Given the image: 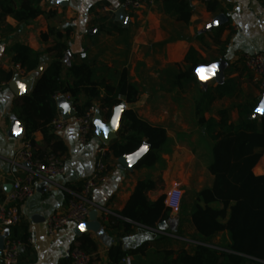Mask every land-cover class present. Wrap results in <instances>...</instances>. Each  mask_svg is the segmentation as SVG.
<instances>
[{
    "label": "trees",
    "instance_id": "obj_1",
    "mask_svg": "<svg viewBox=\"0 0 264 264\" xmlns=\"http://www.w3.org/2000/svg\"><path fill=\"white\" fill-rule=\"evenodd\" d=\"M25 3L26 0H0V26L10 13ZM165 3L167 10L176 14L179 20H190L192 9L187 0H165ZM216 5V1L207 3L209 10L216 9ZM225 28L220 25L211 29L214 42L220 44L223 59L229 42L220 40ZM72 31V27L65 30L49 27L41 38L47 42L51 37L53 43L44 50L37 51L22 43H15L9 50L13 64L23 69L27 77L36 75L32 88L16 97L13 114L23 124L26 141L31 142L37 131L43 134L46 152L40 156L34 151V156L39 159L50 155L63 158L68 151L53 127V121L59 116V101L53 98L56 92L71 93L76 117L97 106L107 121L116 107L137 102L141 94L140 85L130 74L131 27L123 25L117 14L96 12L89 25L91 47L74 54L72 63L65 66ZM198 37L204 35L198 34ZM45 56H49L50 61L38 73L37 68ZM213 62L215 59L205 58L191 47L182 64L170 65L161 71L162 86L167 89L194 90L197 125L212 141L207 169L214 177L213 183L191 192L189 199L192 201L183 200L179 212L182 223L190 221L195 227L198 238L193 240L199 243L190 249L159 248L144 241L136 247L124 248L122 238L133 233L138 225L159 229L161 224L172 219L174 213L166 202L167 194L156 199L149 195L163 187V179H140L119 212L120 217L108 216L102 221L116 236V243L108 250L106 264H123L126 256L140 257L138 264H264V174L254 173V167L264 155V116L254 115L260 99L256 96L240 99V84L231 75L235 68L247 69H239L235 64L225 69L226 77L222 83L202 88L196 70ZM13 79V71L0 68V84H9ZM226 97L233 99L232 103L220 107L216 117H207V113H212L214 102ZM233 112L237 113L236 121L232 120ZM94 131L93 123L91 135ZM168 141L165 127L142 118L134 109H124L118 135L105 146L102 156L107 165L105 173H109L112 160L134 154L145 145L148 151L141 153L133 168H153L163 163L162 153ZM83 183H80L81 187ZM10 229V237L21 240L29 250L27 223L22 221ZM164 231L173 233L168 228ZM220 233L224 234L223 241L219 246L214 245L212 239ZM161 237L172 239L166 234ZM81 248L92 254L96 245L84 238ZM60 264L70 263L63 259Z\"/></svg>",
    "mask_w": 264,
    "mask_h": 264
},
{
    "label": "crops",
    "instance_id": "obj_2",
    "mask_svg": "<svg viewBox=\"0 0 264 264\" xmlns=\"http://www.w3.org/2000/svg\"><path fill=\"white\" fill-rule=\"evenodd\" d=\"M187 1L192 9L188 22L179 20L176 14L167 10L165 0H159L156 4L137 12L117 13V18L122 24L131 27L130 74L141 87L137 102L121 105L123 110L134 109L142 118L166 128L169 141L162 153L163 163H158L153 168L134 169L133 165L138 158L134 154H130L133 156L132 161L128 160L130 155L125 156L127 159L125 162H122L121 158L112 160L108 179L99 183L90 195L92 211L89 219L80 224L70 223L57 235L51 237L47 232V218L53 213L66 209L72 196L68 190L79 191L80 183L93 176L98 149L107 146L95 131L87 143L81 145L77 117L75 115L68 118L66 127L58 132L68 149L64 156L66 175L55 181L50 192L44 190L43 180L38 179L34 197L21 205L22 221L27 223L30 232V249L22 251L18 264H60L63 259L69 260L70 263L69 250L76 245L81 247L84 238L90 239L96 245V250L92 252L94 263L106 264L108 250L116 243V236L103 225L102 209L107 211L104 220L108 216L120 217L119 212L132 194L138 180L163 179L162 188L149 192L152 199L167 194L175 186H180L184 191L192 189V192H197L212 185L214 177L207 166L205 180L196 178L192 184H189L192 171L185 167L187 161L197 160V154L199 158L211 159V139L205 142L204 151H198L197 147L192 146L197 145L198 142L197 138L192 137L193 130L197 131L199 128L194 115L196 94L193 89L182 92L179 89L169 90L162 86L161 71L170 65L182 64L191 47L196 48L203 57L215 59L212 64L197 68L199 72L196 70L202 88L222 83L226 77L225 69L229 65L235 64L239 69H245V55L254 51L264 52V0H212L217 2L214 10H209L207 3L198 0ZM104 3L114 7L118 6L121 0H66L65 2L64 0H26V3L10 13L0 26V49H2L0 68L13 71L15 78L26 79L27 77L17 76L21 68L13 64L9 50L15 43H22L37 51L44 50L53 43L51 37L47 42L41 38L42 33L47 32L49 27L60 30L72 27L69 49L64 58L65 66H69L74 60V54L84 52L91 47L88 39L89 25L96 12H99L97 5ZM51 12L53 14L49 16ZM220 25L226 27L220 40L229 41L224 59L220 57V44L214 42V35L211 32L213 27ZM198 34H203L204 37L199 38ZM220 60L225 61V66L222 69H218L217 66L213 69L211 66L217 65ZM49 61L50 57L45 56L42 63L44 67ZM109 61L111 62V58ZM33 76L34 84L36 75ZM231 76L238 79L241 100L246 96H256L260 99L257 108L264 104V93L260 91L258 79L254 74L248 69L241 71L235 68ZM0 85L1 204L5 193L11 188V183L23 174V168L13 166L12 160L16 153L23 149L26 140L23 124L13 114L17 95L6 82ZM232 101L233 99L227 97L216 100L212 113H207L206 116L216 117V111L222 106L230 105ZM95 108L94 123L96 120L108 123L98 107ZM59 115L62 116L60 109ZM254 115L264 116V109L260 113L255 111ZM232 120H237L236 112H233ZM15 121L18 123V130L17 134L12 136L10 133ZM117 135L118 131L116 137ZM31 142L37 154L42 156L46 152V144L41 132H35ZM254 173L264 174V155L254 167ZM191 201L189 199V203ZM176 213H173L172 218ZM171 220L161 224L159 229L138 225L133 233L122 238L124 248L136 247L144 241H149L153 247L178 248L173 244L176 240L174 237L178 235L164 231L165 228L169 229ZM187 224L195 238H198L192 223L187 221ZM80 225H84V229H81ZM183 225L182 222L179 223L182 229H184ZM10 230L7 229L5 233L9 234ZM161 234L173 235V237L167 240L162 238ZM146 236L149 239H144ZM223 237L224 234L220 233L212 239V243L219 246ZM132 258L133 264H138L141 260L138 256ZM0 264H5L1 258Z\"/></svg>",
    "mask_w": 264,
    "mask_h": 264
},
{
    "label": "built area",
    "instance_id": "obj_3",
    "mask_svg": "<svg viewBox=\"0 0 264 264\" xmlns=\"http://www.w3.org/2000/svg\"><path fill=\"white\" fill-rule=\"evenodd\" d=\"M159 0H121L118 6L102 5L99 7L100 13L117 14L122 8L125 12H137L145 7L156 4ZM208 3L212 0H198ZM244 63L246 68L254 74L259 82L260 91L264 93V52L254 51L245 55ZM27 77L23 69H19L18 75ZM53 98L57 101L71 102L70 92H56ZM96 108H91L81 117H77L79 143L85 145L91 136L92 125L94 123V114ZM67 125V119L58 116L53 121L55 131H62ZM105 146L98 149V159L96 170L92 177L85 180L79 191H71V197L64 211L51 214L46 220L48 235L54 237L59 231L70 223L80 224L87 221L92 211V202L90 195L93 189L108 179L106 174L107 165L103 162ZM13 166L23 168V174L16 177L11 183V188L5 193L4 199L0 204V238H3V249H0V258L5 264H18L19 256L25 249V244L19 240L10 237L5 231L19 225L22 220L21 205L27 200L34 197L36 193V184L38 179L44 182V190L51 191L55 181L66 175L64 157L58 158L50 155L45 159H39L34 156V146L30 141H25L23 149L19 150L12 160ZM183 193L179 186L173 187L167 193V204L173 212H177L182 199ZM104 212L103 219L106 218L107 211ZM173 237V235H170ZM178 238V237H174ZM187 247L198 244L199 241L183 238ZM69 259L71 264H95L93 254L87 252L80 246H73L69 250ZM123 264H133V258L126 256Z\"/></svg>",
    "mask_w": 264,
    "mask_h": 264
},
{
    "label": "rangeland",
    "instance_id": "obj_4",
    "mask_svg": "<svg viewBox=\"0 0 264 264\" xmlns=\"http://www.w3.org/2000/svg\"><path fill=\"white\" fill-rule=\"evenodd\" d=\"M192 137L197 138L198 142L197 145L193 144L192 146L197 147L198 151H204L205 150V142L209 140V137L207 136L205 130L203 128H198L197 131L193 130V134ZM197 160H192V161H187L186 164V169L187 170H191L192 171V176L189 177L190 178V182L189 184L193 183V181L197 178H201L203 181L205 180V176H206V166H207V162L208 159L205 157L199 158V155L197 154ZM180 187V186H179ZM182 190L183 196L181 199V203L182 201H186L189 202V195L190 192H192L191 190ZM181 207V205H180ZM180 207L176 213V216L174 218H172V220L170 221L169 224V229L175 234L178 235L176 237H178L173 244L177 245L178 248L180 247H186L188 249L191 248L187 247V243L183 240V238H187V239H195L194 233L192 232V230L189 227V224H187V221L183 222V227L184 229L179 227V223L181 222L180 218H179V212H180ZM95 264H102V263H95Z\"/></svg>",
    "mask_w": 264,
    "mask_h": 264
},
{
    "label": "water",
    "instance_id": "obj_5",
    "mask_svg": "<svg viewBox=\"0 0 264 264\" xmlns=\"http://www.w3.org/2000/svg\"><path fill=\"white\" fill-rule=\"evenodd\" d=\"M66 0H64L65 2ZM122 12H124V10L121 8L119 11H118V14H121ZM217 68L218 69H222L224 66H225V61L224 60H220L218 63H217ZM43 67L44 65L41 64L38 68H37V72L40 73L42 72L43 70ZM33 80H34V76L31 75L29 77H27L26 79H19V78H15L13 79L10 83H9V86L10 88L13 90V92L18 96L24 92H27L29 91V89L31 88L32 84H33ZM21 85H23V87H21ZM64 104H68L69 105V108L68 110H65L62 105ZM117 108V107H116ZM115 108V109H116ZM59 109L61 110L62 112V117L65 118V119H68V118H71L73 116L76 115V110L74 108V106L72 105L71 102L69 101H60L59 102ZM113 116H115V110H114V113H113ZM112 116V117H113ZM111 117V119H112ZM111 119L108 121V123H103L101 122L102 124H104L109 132H108V135L106 136L104 134V130L102 128L99 127V125H97L96 123H94L95 125V133L97 134V136L102 140L103 143L105 144H109L112 140H114L116 138V133L117 131L119 130V127H120V120L118 122V126L113 128L111 126ZM121 119V117H120ZM17 130H18V123L15 121L13 126H12V131H11V135L14 136L17 134ZM126 155L120 157L121 158V161L125 162L127 159L125 157ZM137 160V159H136ZM128 220V219H127ZM130 221V220H128ZM0 249H3V238H0Z\"/></svg>",
    "mask_w": 264,
    "mask_h": 264
},
{
    "label": "snow or ice",
    "instance_id": "obj_6",
    "mask_svg": "<svg viewBox=\"0 0 264 264\" xmlns=\"http://www.w3.org/2000/svg\"><path fill=\"white\" fill-rule=\"evenodd\" d=\"M209 27H211V25H209ZM0 50H2V49H0ZM211 67L214 69V68L216 67V65H212ZM199 71H200V70L197 69V72H199ZM21 87H23V85H21ZM62 107H63L65 110H68L69 105H68V104H64V105H62ZM262 109H264V104H261V106L258 107V108H256L255 111H256L257 113H260ZM122 111H123V105H120L119 107H117V108L115 109V116H113L112 119H111V126H112L113 128H115V127L118 126V122H119V120H120V114H121ZM95 123H96L97 125H99V127L102 128V129L104 130V134L107 136V135H108V132H109L108 128H107L104 124H102V123L100 122V120H96ZM147 151H148V146L145 145V146L141 147V148L139 149L138 152H135L134 155H135L136 157H139V156L141 155V153H144V152H147ZM128 160H129V161H132V160H133V156L130 155V156L128 157ZM84 227H85L84 225H80V228H81V229H84ZM144 239H149V237L146 236V237H144Z\"/></svg>",
    "mask_w": 264,
    "mask_h": 264
}]
</instances>
